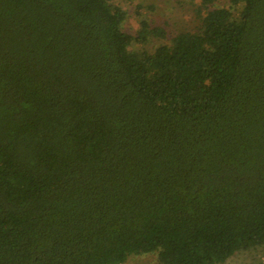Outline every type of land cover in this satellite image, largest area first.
<instances>
[{"label":"trees","instance_id":"1","mask_svg":"<svg viewBox=\"0 0 264 264\" xmlns=\"http://www.w3.org/2000/svg\"><path fill=\"white\" fill-rule=\"evenodd\" d=\"M197 1L0 0V264L264 249V0Z\"/></svg>","mask_w":264,"mask_h":264},{"label":"rangeland","instance_id":"2","mask_svg":"<svg viewBox=\"0 0 264 264\" xmlns=\"http://www.w3.org/2000/svg\"><path fill=\"white\" fill-rule=\"evenodd\" d=\"M128 11L125 29L135 33L143 19L153 24L168 22L174 31L194 30L200 22L196 15L198 1L190 0H114ZM231 0H219L218 6H228ZM263 247L238 252L224 264H264ZM124 264H161L158 253L133 255Z\"/></svg>","mask_w":264,"mask_h":264}]
</instances>
